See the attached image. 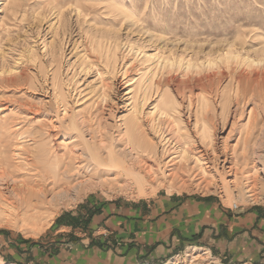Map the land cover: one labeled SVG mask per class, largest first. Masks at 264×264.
<instances>
[{"label": "rangeland", "instance_id": "374dc122", "mask_svg": "<svg viewBox=\"0 0 264 264\" xmlns=\"http://www.w3.org/2000/svg\"><path fill=\"white\" fill-rule=\"evenodd\" d=\"M8 2L9 32H0V71L8 74L14 66L24 65L27 66L25 71L29 78L20 85L16 84L17 86L0 83V163L2 160L1 165L6 168L8 166L7 169L14 171L19 178L29 179L33 174L31 171L27 172L29 168L25 165V152L33 145L29 141L30 137L26 138L28 134L25 130L28 129L33 134L37 130L41 131V138H46L47 143L57 142L55 152L58 155L70 157L76 162L85 160L88 156L80 147L73 148L84 137L90 139L86 126L88 123L94 125L96 121H100L116 137L117 149L126 148L119 141L120 135L123 136L125 131L123 117L129 114L132 107L128 105L132 100L126 94V83L131 78L146 82L148 75L150 76L144 75L145 80L143 79L141 75L147 71L148 66L146 58L144 54L136 53V50L130 51L129 45L145 46V50L151 54L156 53L159 47L169 48L173 40L181 38L185 43L183 49L187 44L184 52L186 59H199L198 62L205 64H201L202 75H199L202 78L209 72L212 74L217 71L215 65L207 66L209 60H218L222 55L217 47L221 46L223 49L225 44L235 43L241 59L238 61L241 66L237 65L239 68L246 67L245 60L260 58L263 52L258 49L264 45V0ZM17 3L21 7L12 17L11 8ZM150 35L160 40L154 41L156 37L152 39ZM96 40L103 43H99L103 45L102 51L105 52L110 46L118 53L115 70L110 65L108 67L96 61L97 57L104 59L105 56L104 52L98 53L100 50ZM93 46H96V50ZM85 51L91 53L93 61L97 62L89 69L83 66L86 61L83 57L87 54ZM2 52L4 55H1ZM28 55L33 56V61L29 63ZM123 67L128 69L127 79H123L121 75L125 70ZM180 75H177L180 79L187 83L189 81L186 86L178 88L173 83L172 86L164 85L151 92L150 102L154 103L164 92L166 100L177 105V115L181 117V121L176 122L173 117L162 119L163 124L159 129L165 126L166 135L171 137L172 142L171 152L164 155L160 133L156 134L151 130L149 137L157 142L158 153L153 159L145 160V168L142 169L148 179L145 188L141 190L131 176L118 174L116 169L105 165L99 167L101 170H109L108 174L95 173V164L85 161L84 164L89 166L88 172L92 170L91 174L75 181L56 205L30 210L27 214H21L19 219L12 218L9 224L4 223V217L0 216L3 220L0 221V264H58L56 257L60 249L68 250L70 254L67 257L75 260L80 254L75 249L80 250L82 241L87 239L88 247L91 244L105 246L111 236L110 231L93 219L100 214L101 206L105 204L131 207L136 202H153L154 198L175 195L171 198L176 199L178 196L182 200H214L226 215L238 216L252 212L257 214V219H264L263 102L249 101L238 107L232 101L234 84L230 77L214 82L204 79V87H201L199 82L191 80L192 76L184 78ZM56 94L60 97L57 99L58 103ZM203 97L206 100L204 102ZM61 99L68 102L66 113L65 107L60 103ZM155 99L157 100L154 101ZM201 101L206 104L205 109L198 111L196 115ZM28 103L35 110L39 107V112L25 117L24 110L29 107ZM152 106L153 104H147L142 110L147 117L145 127H148L151 119L147 114ZM252 108L257 122L249 124ZM94 115L95 120L90 121V117L93 118ZM71 122L77 123L78 128L71 127ZM212 125L215 126V137L213 143L207 145V140L202 139V131ZM38 126L40 129L36 128ZM46 132L56 135L49 140ZM68 141L70 143L67 144ZM183 145H186L187 151L182 157L180 151L184 148ZM66 147H70L69 151ZM198 149L207 150L211 160H207L206 164L197 161L200 156ZM75 156L79 159H75ZM20 163L21 166H17ZM150 165L153 167L149 170ZM182 166L187 171L178 169ZM173 168L176 172L171 175ZM32 178L30 180L37 181ZM251 186H254L255 193L248 197L250 193L247 190ZM234 204L238 207L235 208ZM207 221L206 215L204 222ZM228 226H224L219 232L224 233ZM262 226L264 231V224ZM206 227L214 228L211 224ZM212 234L214 238V232ZM201 236L202 234L188 237L172 251L164 250L162 254L148 258L144 256L147 259H141L136 264H196L198 261L203 264H264V251L261 258L254 259L253 262L233 261L231 256L217 251L211 239L199 241ZM99 238H103V242ZM118 243L119 239H113L114 246ZM196 255H199V260L194 259ZM71 264L77 263L74 261Z\"/></svg>", "mask_w": 264, "mask_h": 264}, {"label": "bare ground", "instance_id": "6f19581e", "mask_svg": "<svg viewBox=\"0 0 264 264\" xmlns=\"http://www.w3.org/2000/svg\"><path fill=\"white\" fill-rule=\"evenodd\" d=\"M8 4H9L8 0H0V13H1L0 32L4 31L6 32V34H8L9 32V29H8L9 16L7 15L9 13L7 12V10L9 9ZM20 7H21L20 3L13 5V7L11 8V13H10L12 17L16 15L17 10ZM150 36L152 37V39L156 37L153 35H150ZM101 40L99 41L96 40V42H98L97 47L100 50V51L98 50L99 52L98 51L97 52L102 54V52L104 51H102L103 45L101 44L103 43L100 42ZM155 40L159 41L160 39L156 37L154 41ZM184 44L185 43L181 40V38L178 40L176 38V40H173L171 42L172 46H170L169 48H160L158 46L159 50H157L156 53H151V54L145 50L146 48L145 46L136 47L133 44L129 45L130 51L136 50L135 51L136 53L139 52V54H144V58H146L145 60L148 63V66L146 67L147 71L141 75L143 76V79L145 80L144 75L150 74V76L148 75V79L146 78L147 79L146 82H143L142 79L135 80L134 78H131V79L129 78L130 80L127 81L126 83V86H128L126 94H128L130 100H132L131 103L130 102L128 103V105H132V107L129 109V112H128L129 114H127L128 116L126 115L125 117H123V122H124L123 129L125 131H123L124 133L122 132L124 135L123 136L120 135L119 137V141L123 142V145L126 148L117 149L118 145L116 143L117 141L116 137H114L112 133H110V129H106L105 125L100 124L101 123L100 121H96L94 125L85 123L87 126V129L89 130L88 132L90 135V139H86V137H84L85 139L79 142L78 144L75 143L73 148L75 146L80 147V149H82L84 153L88 154V156H87V159L81 160L80 162H78L77 160L76 162V161H72L70 157L64 158L63 157L64 155L60 153L59 154L61 156L58 155L57 152H55L56 151L55 144L57 142L54 144L52 143V141L47 143V141H45L46 138L45 139L41 138L42 136L40 133L41 131L39 132L37 130L33 134V132L28 131L30 129L25 130L27 131L25 133L28 134L26 138L30 137L29 141H32L33 143V145L30 147L29 150L27 149L29 147L26 148L28 151L25 149L27 151L25 152L27 153V156L24 155L25 153L23 154L24 157L26 156L25 165L26 167L28 166L29 168L27 172L31 171L33 173V174L29 173L32 175L30 177L32 178L35 176L37 181L35 182L34 180H30L31 179L30 177L29 179L19 178V176H17L14 171L12 172V171H9V169H7L8 166L6 168L4 167V165H1L2 164V160H1V163H0V216L4 217V223L9 224L12 218L14 220L19 219L21 214H27L30 210H37L43 207L56 205L58 201L62 199L63 196L67 193V191L70 189V187L73 185L75 181L79 180L82 177H87L89 174H91L92 170L90 173L88 172L89 166L87 164H84L85 161H87V163L93 162L95 164L96 166L94 169L95 173L102 172L104 174H108L110 172L109 170H106V169L101 170V168L99 167L100 165H105L110 168L116 169L118 174H121V173L127 174L131 176L134 182L138 185V187L141 190H143L146 184L148 183L147 176H145L142 172V169L145 168V160L147 161V159L149 158L153 159V157H156L158 153L157 142L154 140V138L149 137L152 132L151 130H154L156 134L160 133L159 136L161 137V142L164 143L163 144L164 150L162 153L164 155V154H167L168 152H171L172 149L170 148V145L172 142L170 141L171 137L169 138L168 135H166L165 126L163 128L164 130L162 128L159 129L161 123L163 124L162 119L164 117H173L176 122L181 121V117H178L179 114L177 113V105L174 104L172 101L166 100L164 92L162 93L160 99L154 100V101L157 100L155 103L150 102L152 99L151 94H153L151 92H152V89H155L157 91L159 87L164 86V85L172 86L173 83H175V85L178 88H181L182 86H186L189 83V81L187 83V81L183 80L182 78L181 80L180 77L177 76L178 74H181L182 76H184V78H186L189 75L192 76L191 80L196 83L199 82L200 83L199 85L201 87L203 86L204 79H207V80L210 79L209 81L214 82L215 80L219 81L222 78L230 77L234 84V87H233L234 95L232 96V101L236 102L238 107L242 105V103H245V104L247 102L249 103V101L258 102L259 100L261 101V103L263 102L264 104V45L259 47L258 49L260 51H263L260 58L256 57V58H253L247 61L245 60L244 62H246L245 63L246 67H241V68H239L241 65L240 66L238 65V63H240L238 61L241 60L240 53L235 48V43L231 42L225 45L223 44L224 45L223 49L221 48V46L217 47L218 48L217 51L218 52L221 51L222 55L218 57V60L216 59L209 60L208 65H207L210 67L215 65V69L217 71L214 70L216 72H213L212 74H209L210 73L209 72L207 75L204 73L206 76L202 78L201 76L202 74L200 71L201 64L204 66L205 64L198 62L199 59H196L195 61L191 59H186V57L184 56V52L187 48V44L183 49L182 46ZM181 47L182 49L180 50ZM92 48L96 50V46H93ZM177 50L181 51L182 53L181 52L178 53ZM85 52L87 53L83 57L86 60L84 62L85 65L83 64L85 69H89L90 66L94 64V62L96 61H98L99 64L100 62H102L105 64V66H108V67L110 65L111 69L113 70L117 68L116 59L118 57L117 56L118 53L116 54V51H113V49H111L110 46L104 52L105 53V56H103L104 59L101 57H97L96 61H93L94 58L92 57L91 53H89L88 51H85ZM1 55H4V53L2 52ZM27 58H28L27 59L28 63L33 61V56L28 55ZM101 59H103V61H101ZM237 65L239 67H237ZM19 66L17 65L14 66L8 72V74H6L7 73L6 71H3V70L0 71V83H6L8 85H16V84L20 85L21 83L26 82L27 79L29 78L25 71L27 66L25 67L24 65L23 67H19ZM19 68L20 70H18ZM38 70H39V67H38ZM39 72L41 73V71ZM127 72H128L127 68L122 72L121 75L123 76V79L125 78L127 79V75H126L128 74ZM156 77H158L157 80H156ZM212 86L213 85H211V87ZM58 97L59 96L57 95L56 101ZM202 101L203 102L206 101L204 97L202 98ZM202 101H201V105L200 103L198 104L199 106L197 108L196 115L199 113L198 111L201 112L205 109L206 104L203 103ZM229 101H231V99ZM58 102L59 101H57V103ZM60 103H62L63 104L62 106L65 107L64 111L66 113L67 108L69 106L67 100L61 99ZM147 104H149V106L153 104V106L151 110L149 111V113L147 114L148 117H151V119L148 122L149 123L148 127H145L146 122H147L146 121L147 117L145 116V114H143L142 110ZM58 107H59V104H58ZM38 110H39V107H38ZM38 110L33 109L32 106H30L29 104V107H26L24 110L25 117L29 116L30 113H37ZM249 114L250 116L248 119V123L254 124L255 122H257V116L255 115V111L253 108L250 110ZM95 117L96 115H94L93 118L91 116L90 121L95 120ZM29 118H31V116ZM50 127L52 126L50 125ZM71 127L78 128L77 123L73 122ZM36 128L40 129L39 126ZM66 128L69 129V127H66ZM73 130H76V129H73ZM68 132L70 131L68 130ZM79 133L81 134V131ZM47 134H48L47 136L49 140L51 139V137H54L56 135L55 133L53 134L47 133ZM84 134L85 133H83V136ZM23 136H24V133H23ZM77 136L78 135H76V137ZM214 137H215V126L214 125L205 127L203 129L202 139L207 140L206 141L207 145H210L213 143ZM68 143H70V141H68L67 144ZM185 147L186 145L184 146V148H182V150L180 149L181 150L180 153L182 157L184 156V153L187 151L186 150L187 148ZM69 148H68V151H69ZM197 152L200 154V156L197 157V161L199 162L203 161L204 164H206L207 160L208 161L211 160L210 154L207 150L198 149ZM78 156H75V159L77 158L79 159ZM173 160L174 159H172V161ZM225 160L227 161V158ZM22 164H23L22 165L23 167L24 162ZM17 166L20 167L21 163L18 164ZM151 167L153 166L150 165L149 170L151 169ZM231 167L233 166H230V168ZM178 169H185L187 171L185 166H182L181 168L178 167ZM172 170L173 172L170 174L174 175L173 173L176 172V170L174 168ZM35 178H32V179H35ZM172 187L173 186H171V188ZM247 192L250 193L248 197L254 196V193H255L254 186H251V188H249ZM50 195H52V198L49 199ZM22 211L23 213H21ZM0 221L3 222L2 219H0ZM198 256L197 255L194 256V259L199 260ZM196 264H203V263L201 261H198Z\"/></svg>", "mask_w": 264, "mask_h": 264}, {"label": "crops", "instance_id": "0c3cea01", "mask_svg": "<svg viewBox=\"0 0 264 264\" xmlns=\"http://www.w3.org/2000/svg\"><path fill=\"white\" fill-rule=\"evenodd\" d=\"M173 196L157 197L153 202H136L130 208L115 204L101 206L100 214L93 219L110 231L109 243L107 241L102 247L94 244L88 247V239L83 240L80 250L75 249L80 253L75 260L67 257L68 250L60 249L56 257L58 264L74 261L77 264H136L141 259L162 254L164 250L170 252L188 237L201 234L199 241L211 239L217 251L231 256L233 261L253 262L261 258L264 219H257L256 213L226 215L214 200H182L178 196L171 198ZM206 215L208 221L204 222ZM209 224L214 228L206 227ZM226 225L229 226L225 232L220 233ZM113 239H119L116 246L112 244Z\"/></svg>", "mask_w": 264, "mask_h": 264}, {"label": "built area", "instance_id": "2783aa9c", "mask_svg": "<svg viewBox=\"0 0 264 264\" xmlns=\"http://www.w3.org/2000/svg\"><path fill=\"white\" fill-rule=\"evenodd\" d=\"M234 207H235V208H237V207H238V205H237V204H234Z\"/></svg>", "mask_w": 264, "mask_h": 264}]
</instances>
